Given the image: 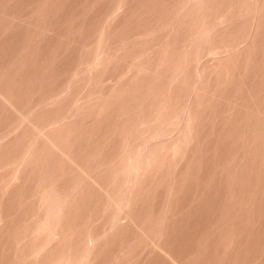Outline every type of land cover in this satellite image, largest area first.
<instances>
[{
	"label": "rangeland",
	"instance_id": "374dc122",
	"mask_svg": "<svg viewBox=\"0 0 264 264\" xmlns=\"http://www.w3.org/2000/svg\"><path fill=\"white\" fill-rule=\"evenodd\" d=\"M0 264H264V0H0Z\"/></svg>",
	"mask_w": 264,
	"mask_h": 264
}]
</instances>
